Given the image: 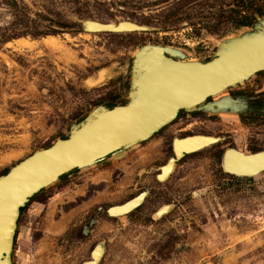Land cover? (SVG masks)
I'll list each match as a JSON object with an SVG mask.
<instances>
[{"label": "rangeland", "instance_id": "rangeland-1", "mask_svg": "<svg viewBox=\"0 0 264 264\" xmlns=\"http://www.w3.org/2000/svg\"><path fill=\"white\" fill-rule=\"evenodd\" d=\"M258 11L264 12V0H0V176L68 137L96 108L128 101L142 46L177 49L186 62H205L226 40L252 32L235 22ZM87 20L150 30L70 32ZM24 31L29 35L12 39ZM103 70L108 79L88 86ZM237 116L220 127L210 117L205 129L229 131L228 142L242 152L264 147V123L248 125ZM164 136L48 188L51 197L24 213L13 264H83L100 243L106 249L100 264H264V173L226 174L218 145L187 155L160 182L161 167L173 157ZM143 193L145 203L133 213L108 216L109 208ZM164 206L170 212L156 219Z\"/></svg>", "mask_w": 264, "mask_h": 264}, {"label": "water", "instance_id": "water-1", "mask_svg": "<svg viewBox=\"0 0 264 264\" xmlns=\"http://www.w3.org/2000/svg\"><path fill=\"white\" fill-rule=\"evenodd\" d=\"M259 19L252 26V32L226 40L215 57L207 62L178 61L174 57H183L180 50L142 46L133 60L126 105L96 108L72 127L66 139H58L49 148L36 151L0 176V264H13L19 219L35 195L72 172L90 168L147 142L173 123L181 111L215 114L216 103L209 102L211 98L264 72V16ZM124 26L129 27L127 31L130 32L150 30L128 21L105 24L87 20L82 23L86 33H124L125 28H121ZM105 72V79L98 85L108 79L109 74ZM226 101L220 113H226L235 105L232 98L227 97ZM233 113L240 112L233 110ZM260 114L264 116V109ZM192 139L196 138L175 139V157L160 169L158 181H167L186 155L207 147H177V142ZM214 142L205 143L212 145ZM223 169L226 174L237 177L260 175L264 173V151L247 155L235 149L228 150L223 157ZM146 197L147 193H143L123 205L109 208L107 214L112 218L129 215L145 203ZM171 208L162 207L155 218L161 219ZM96 222L92 220L84 228L85 236ZM105 254L104 243H100L92 251L91 260L83 264H100Z\"/></svg>", "mask_w": 264, "mask_h": 264}, {"label": "flooded vegetation", "instance_id": "flooded-vegetation-1", "mask_svg": "<svg viewBox=\"0 0 264 264\" xmlns=\"http://www.w3.org/2000/svg\"><path fill=\"white\" fill-rule=\"evenodd\" d=\"M246 9L247 8L243 6V10ZM174 59L178 61H184L179 57H174ZM227 97H229L230 99L232 98L235 101V105H233V108L232 107L228 108V111L226 113H220L219 111L221 110L222 105H225V102H227L226 101ZM209 102L216 103L215 108L217 112L212 117L207 116L205 112L189 113L186 111H181L177 119L173 123L166 126L159 133L155 134L153 138L161 134H165L163 139L166 141L167 145H169V149L170 152H172L173 157H175V147H174L175 139H173L174 137H172V135L178 134L179 138L176 139L196 138V139H201L202 141L205 142L215 141L212 145H209L203 148L202 150L209 148L210 146L221 145L217 148L218 152L216 157L218 158L219 161H221V167L222 170L224 171L223 169L224 154L231 149L237 150L236 148L233 147L231 142H228L230 139H232V136H230L229 131L224 130L223 128L216 129L215 131H206L205 128L207 127L205 126V124L209 122L213 123L212 120L208 119L211 117L215 121L214 125L220 127L221 125H223L221 122L226 121V119H228L227 116L238 115L236 118H238L239 121L243 120L245 124L262 125L264 123V116L260 115V111L264 109V72L257 74L256 76L252 77L245 83L235 88H231L227 90L224 94L216 98H211ZM109 106L110 105H105L104 107L109 108ZM233 110L240 113L234 114ZM171 128L173 129L170 130ZM253 148L254 149H252L251 152L249 153L243 152V153L249 155L264 151V147L260 145H254ZM186 156L184 158H186ZM172 158H170V160ZM183 159H181L177 164H179ZM169 161L167 163H164L162 167L166 166L169 163ZM160 173L161 170L159 171V174ZM23 220H24V213H21L18 223L17 236L19 235V229H21L22 227L21 225L23 223ZM17 236L15 238V247L17 243Z\"/></svg>", "mask_w": 264, "mask_h": 264}, {"label": "trees", "instance_id": "trees-1", "mask_svg": "<svg viewBox=\"0 0 264 264\" xmlns=\"http://www.w3.org/2000/svg\"><path fill=\"white\" fill-rule=\"evenodd\" d=\"M15 4V6H17L16 5V3H14ZM236 13H238V11L236 12ZM264 16V12L263 11H258L257 12V16L255 15V17L253 16V17H251L250 15L249 16H244V17H241V19H238L236 22H235V25H236V29H240V28H251L254 24H255V22L259 19V18H262ZM24 27H26V28H28V26H24ZM72 28H71V30L72 31H70V32H72V33H75V34H79V33H82L83 32V30H82V27H81V24H73L72 26H71ZM29 34H28V32H26V31H24V32H22V33H20V34H18V35H15V37H12V39H19V38H21V37H24V36H28ZM34 38H39V37H41V36H43V34H40V33H34V34H31ZM207 61H210V60H207ZM207 61H205V62H207ZM127 104V101H122V102H120V103H114L113 105H110L109 106V108H114V107H116V106H124V105H126ZM86 118V117H85ZM84 118V119H85ZM83 119V120H84ZM82 121V120H81ZM67 137H63V139H66ZM51 146V145H50ZM50 146H47V147H45V149L46 148H49ZM9 172V171H8ZM7 172V173H8ZM7 173H5L4 175H6ZM67 176H64V177H62L61 179H65ZM51 195H52V192H51V189H44V190H42L39 194H37V195H35L32 199H31V201H30V203L27 205V207L26 208H24L23 209V211H22V213H25L26 211H27V209L29 208V206L32 204V203H34V202H39V203H45L46 202V200L48 199V198H50L51 197ZM80 234L82 235V232H80Z\"/></svg>", "mask_w": 264, "mask_h": 264}, {"label": "bare ground", "instance_id": "bare-ground-1", "mask_svg": "<svg viewBox=\"0 0 264 264\" xmlns=\"http://www.w3.org/2000/svg\"><path fill=\"white\" fill-rule=\"evenodd\" d=\"M123 28H127V26L126 27H123ZM102 72L103 73L100 72V74H99L100 75V80H99V76L95 80H89L88 84H89L90 87L97 86L99 83H101L105 79L106 73L104 71H102ZM96 80H98V81H96ZM184 143H188V144H184ZM196 144H198V146L195 145L193 141L188 140V141H185V142H177V147H179L181 149H188V148L193 147V146H197L198 148H199V146L200 147L201 146H204V144H200V142L198 140H196Z\"/></svg>", "mask_w": 264, "mask_h": 264}, {"label": "crops", "instance_id": "crops-1", "mask_svg": "<svg viewBox=\"0 0 264 264\" xmlns=\"http://www.w3.org/2000/svg\"><path fill=\"white\" fill-rule=\"evenodd\" d=\"M104 72H105V71H104ZM101 73H103V72H101ZM105 73H106V72H105ZM99 80H100V75H99ZM96 81H98V80H96ZM196 140H198V141L200 142V144H204V146H205V145L209 146V145L211 144V143H210V144H209V143H205V141H202L201 139H193V140H191V141H193L194 144L197 145V146H198V144H196ZM202 142H203V143H202ZM208 142H212V141H208ZM184 144H188V143H184ZM200 144H199V145H200ZM208 144H209V145H208Z\"/></svg>", "mask_w": 264, "mask_h": 264}]
</instances>
